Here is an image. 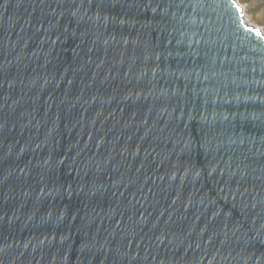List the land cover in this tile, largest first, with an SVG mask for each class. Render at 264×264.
Here are the masks:
<instances>
[{"label":"water","instance_id":"95a60500","mask_svg":"<svg viewBox=\"0 0 264 264\" xmlns=\"http://www.w3.org/2000/svg\"><path fill=\"white\" fill-rule=\"evenodd\" d=\"M0 264H264L238 0H0Z\"/></svg>","mask_w":264,"mask_h":264},{"label":"rangeland","instance_id":"374dc122","mask_svg":"<svg viewBox=\"0 0 264 264\" xmlns=\"http://www.w3.org/2000/svg\"><path fill=\"white\" fill-rule=\"evenodd\" d=\"M243 7L246 20L249 24L258 27L264 33V0H238Z\"/></svg>","mask_w":264,"mask_h":264},{"label":"trees","instance_id":"16d2710c","mask_svg":"<svg viewBox=\"0 0 264 264\" xmlns=\"http://www.w3.org/2000/svg\"><path fill=\"white\" fill-rule=\"evenodd\" d=\"M245 2H247V3H248V2H250V0H245Z\"/></svg>","mask_w":264,"mask_h":264}]
</instances>
